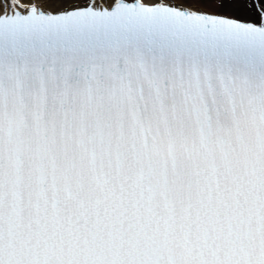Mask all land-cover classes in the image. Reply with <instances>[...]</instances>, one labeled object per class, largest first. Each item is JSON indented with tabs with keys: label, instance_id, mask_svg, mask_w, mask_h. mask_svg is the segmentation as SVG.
<instances>
[{
	"label": "snow or ice",
	"instance_id": "snow-or-ice-1",
	"mask_svg": "<svg viewBox=\"0 0 264 264\" xmlns=\"http://www.w3.org/2000/svg\"><path fill=\"white\" fill-rule=\"evenodd\" d=\"M0 264H264V0H0Z\"/></svg>",
	"mask_w": 264,
	"mask_h": 264
},
{
	"label": "bare ground",
	"instance_id": "bare-ground-1",
	"mask_svg": "<svg viewBox=\"0 0 264 264\" xmlns=\"http://www.w3.org/2000/svg\"><path fill=\"white\" fill-rule=\"evenodd\" d=\"M37 1V0H36ZM44 6L49 7L53 10H56V6L59 3V0H39Z\"/></svg>",
	"mask_w": 264,
	"mask_h": 264
}]
</instances>
